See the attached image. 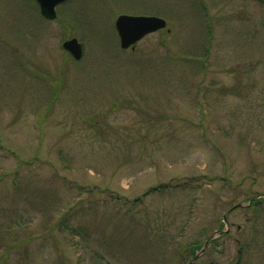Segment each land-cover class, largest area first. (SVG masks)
Listing matches in <instances>:
<instances>
[{
	"label": "rangeland",
	"instance_id": "obj_1",
	"mask_svg": "<svg viewBox=\"0 0 264 264\" xmlns=\"http://www.w3.org/2000/svg\"><path fill=\"white\" fill-rule=\"evenodd\" d=\"M57 15L0 0V264H264V4ZM121 15L167 27L122 49Z\"/></svg>",
	"mask_w": 264,
	"mask_h": 264
},
{
	"label": "water",
	"instance_id": "obj_2",
	"mask_svg": "<svg viewBox=\"0 0 264 264\" xmlns=\"http://www.w3.org/2000/svg\"><path fill=\"white\" fill-rule=\"evenodd\" d=\"M67 1L68 0H36L40 9L41 16L48 21L56 20L57 7L66 3ZM256 1L260 4H264V0ZM115 26L120 38L121 48L129 49L134 47L146 36L156 33L159 30L165 29L167 27V23L164 19L159 17L121 15L116 20ZM63 49L67 51L76 61H80L82 59V45L76 38L64 42ZM214 238L215 236H213L211 240H213ZM207 245L208 243L205 244L204 248L196 256L195 260L191 264H193L197 260V258L204 252Z\"/></svg>",
	"mask_w": 264,
	"mask_h": 264
},
{
	"label": "trees",
	"instance_id": "obj_3",
	"mask_svg": "<svg viewBox=\"0 0 264 264\" xmlns=\"http://www.w3.org/2000/svg\"><path fill=\"white\" fill-rule=\"evenodd\" d=\"M160 189H162L161 187L159 188H153L151 191H156L159 192ZM139 200H136L134 203H138ZM263 201L261 200H255V199H250L249 203V208H253V209H257ZM221 229L223 228V224L220 227ZM209 239V238H208ZM207 239V240H208ZM213 243V242H212ZM203 245L202 244H191L190 246H188V252L191 255V257L194 259L196 257V255L201 251ZM244 250V248H242ZM244 254V251L240 250L238 253V258H240L242 260V256ZM234 264H240V260H237V262H235Z\"/></svg>",
	"mask_w": 264,
	"mask_h": 264
}]
</instances>
